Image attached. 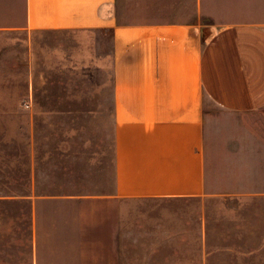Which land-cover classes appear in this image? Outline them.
<instances>
[{
  "label": "crops",
  "instance_id": "1",
  "mask_svg": "<svg viewBox=\"0 0 264 264\" xmlns=\"http://www.w3.org/2000/svg\"><path fill=\"white\" fill-rule=\"evenodd\" d=\"M262 2L23 0L14 37L68 33L70 59L110 76L100 198L238 199L264 233V21L243 12Z\"/></svg>",
  "mask_w": 264,
  "mask_h": 264
},
{
  "label": "rangeland",
  "instance_id": "2",
  "mask_svg": "<svg viewBox=\"0 0 264 264\" xmlns=\"http://www.w3.org/2000/svg\"><path fill=\"white\" fill-rule=\"evenodd\" d=\"M261 1L247 21H264ZM22 13L0 0V264H264L238 199L100 198L113 183L110 76L70 59L68 33L14 37Z\"/></svg>",
  "mask_w": 264,
  "mask_h": 264
}]
</instances>
